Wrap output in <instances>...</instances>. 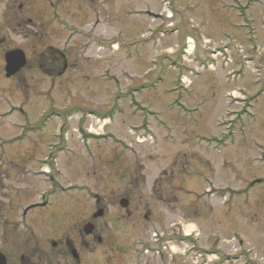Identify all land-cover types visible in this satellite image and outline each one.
Here are the masks:
<instances>
[{"label":"rangeland","instance_id":"obj_1","mask_svg":"<svg viewBox=\"0 0 264 264\" xmlns=\"http://www.w3.org/2000/svg\"><path fill=\"white\" fill-rule=\"evenodd\" d=\"M92 2L99 22L68 13L70 36L51 34L58 35L51 48L46 31L53 22H34L46 30L29 42L0 45L25 47L29 62L33 52L62 51L77 63L45 85L24 70L17 89L1 73L0 50V132L21 135L29 127L76 144L88 187L83 211L91 208L90 188L111 201L101 222L122 211L125 188L148 204L139 229L138 218L121 225L126 248L141 232L194 233L199 237L180 239L178 255L165 264H194L187 252L196 238L217 251L206 256L210 264H264V0ZM148 10L157 22L142 15ZM81 34L93 37L82 45ZM202 60L212 64L206 68ZM106 249H99L98 264H107Z\"/></svg>","mask_w":264,"mask_h":264},{"label":"flooded vegetation","instance_id":"obj_2","mask_svg":"<svg viewBox=\"0 0 264 264\" xmlns=\"http://www.w3.org/2000/svg\"><path fill=\"white\" fill-rule=\"evenodd\" d=\"M66 5L71 8L67 9ZM106 6L107 11L110 10L108 3ZM50 8L55 12L53 18L50 17ZM78 12L91 15L96 22L101 17L99 7L92 0H0V22H5L3 26L7 32H0V45L11 40L29 42L34 34L46 30L34 22H53L46 31V42L50 44L55 36L65 37L68 27L65 22L72 20L68 13ZM142 15L157 22L156 12L148 10ZM106 16L109 18V13ZM87 37L83 36V40ZM51 47L50 44L48 48ZM5 48L0 47L2 55L20 50L26 57L25 67L8 79L17 89L26 81L22 75L24 70L36 73L31 79L43 80L45 85L48 84L45 78L51 74L64 77L77 64L70 63L69 57L62 51L51 55L48 52H33L29 62L25 47ZM1 73L5 76L4 64ZM28 128L21 135H14L16 132L13 131L0 132V254L5 257L6 264H98L99 249L104 246L107 247L106 252L108 250L107 264H161L144 258V243L135 242L132 247L126 248L121 245L118 236V233L127 232V227L121 225L127 223L125 220L128 218H138L137 226L140 228L141 216L148 219V204L141 198L136 200L125 188L126 194L121 200H127L129 208L134 209H122L118 216L111 215L109 220L101 222L109 216L105 203L110 205L111 201L109 198L102 199L90 188L91 208L84 212L83 191L88 187L82 182L83 166L76 144L66 146L67 141L60 135L52 133L47 136ZM126 171L118 177H125ZM91 182L97 189L98 184ZM99 210H102V217H97ZM140 211L144 214L141 215ZM139 235H143L142 232ZM168 237L174 238L168 240ZM177 238L178 233L163 235L156 242L161 241L159 244L162 246L163 239L168 243L178 242ZM142 239L145 240L144 237ZM132 256L134 262L129 259Z\"/></svg>","mask_w":264,"mask_h":264},{"label":"water","instance_id":"obj_3","mask_svg":"<svg viewBox=\"0 0 264 264\" xmlns=\"http://www.w3.org/2000/svg\"><path fill=\"white\" fill-rule=\"evenodd\" d=\"M5 61H6L7 78H10L13 75H15L26 65V57L24 53L20 50L8 52L5 55ZM122 206L126 208L127 207L126 202H122ZM99 215H101V213ZM1 264H5V260H3Z\"/></svg>","mask_w":264,"mask_h":264},{"label":"bare ground","instance_id":"obj_4","mask_svg":"<svg viewBox=\"0 0 264 264\" xmlns=\"http://www.w3.org/2000/svg\"><path fill=\"white\" fill-rule=\"evenodd\" d=\"M169 17H171V15Z\"/></svg>","mask_w":264,"mask_h":264}]
</instances>
